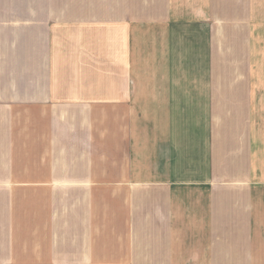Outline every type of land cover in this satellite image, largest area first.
<instances>
[{
    "label": "crops",
    "instance_id": "obj_1",
    "mask_svg": "<svg viewBox=\"0 0 264 264\" xmlns=\"http://www.w3.org/2000/svg\"><path fill=\"white\" fill-rule=\"evenodd\" d=\"M254 41L264 0H0V264L185 263L256 167Z\"/></svg>",
    "mask_w": 264,
    "mask_h": 264
},
{
    "label": "rangeland",
    "instance_id": "obj_2",
    "mask_svg": "<svg viewBox=\"0 0 264 264\" xmlns=\"http://www.w3.org/2000/svg\"><path fill=\"white\" fill-rule=\"evenodd\" d=\"M177 34L184 40L183 28L177 29ZM183 40L178 45L181 49L184 46ZM251 44L253 60L257 65L263 64L264 43L254 41ZM216 66L219 69L218 76L221 80L245 79L246 77L242 74L239 76L237 73L227 72L218 64ZM214 74L216 76V72L214 73L213 67L210 66L206 79H212ZM248 79L256 81L257 86L258 84L261 86L256 87L255 85L257 98L255 106H247L255 108L254 119L251 122H241L242 126H246L244 129L248 130L249 128L253 131L251 139H255L257 142L256 148L259 156L256 158V167L253 172L251 171L250 177L246 178V184L239 185V187L234 186V188H242L239 190L240 193L225 192L227 195H224V198L229 200L220 202L221 209L219 211L211 206L210 194L215 191L214 186L212 184L207 186L209 197L207 232L201 233L202 241H200L199 233L192 230L187 240V244L191 247L185 249V263L183 259L177 257L176 264H179V261L181 264H264V97L262 93L264 71L260 70L250 74ZM214 126L225 131L233 129L230 122H223L222 127V121H219L218 124L214 123ZM230 138L223 137V140ZM223 181L228 183L234 180ZM220 187L232 190L233 186L224 183ZM195 191L199 192L200 190H192V192ZM237 206L241 208L237 209ZM243 212L246 213L250 222L248 228L252 231L249 233L236 231ZM231 230L238 233H233Z\"/></svg>",
    "mask_w": 264,
    "mask_h": 264
}]
</instances>
